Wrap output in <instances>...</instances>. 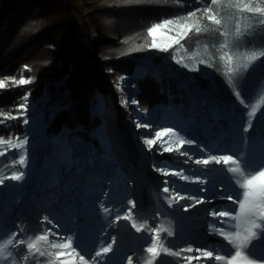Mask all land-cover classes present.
Here are the masks:
<instances>
[{"label":"trees","instance_id":"obj_1","mask_svg":"<svg viewBox=\"0 0 264 264\" xmlns=\"http://www.w3.org/2000/svg\"><path fill=\"white\" fill-rule=\"evenodd\" d=\"M245 4L264 7V0H218L215 5L210 0H130L128 3L121 0H0V80L5 81V87L0 88V178L23 171L14 145L27 137L28 128L40 131L39 126L34 128L31 122L23 124L31 114L19 105L24 103L25 95L31 96L27 105L37 103L44 96L49 80L53 81L50 90H56L59 84L58 97L62 104L58 108V102L55 103L45 126L48 149L42 146L31 149L34 156L54 161L53 139L66 140L71 156L59 164L55 178L46 176L35 186L26 181L23 191L13 197L5 190L11 179H5L0 184L3 209L0 222L14 231L15 228L31 231L23 206L31 193L39 203L44 195L51 205L55 198L57 205L53 207L57 210L63 202L72 203L82 224L84 218L80 209L87 206L86 196L91 195L96 205H100L96 191L112 193L113 181L118 185L122 183L121 176L114 173L91 184L89 174L95 169L94 165H98L99 158L109 154L107 145L100 141L105 123L100 108L104 103L114 104L117 98L113 96L112 87L123 80L133 81L137 87L135 115L149 119L155 114L159 116L161 109L170 117L173 113L179 115L172 119L184 125L182 139L186 144L187 141L210 142L201 132L199 117L190 110L191 96L204 101L193 91L194 86L208 91L210 103L218 102L223 106L239 105L236 93L240 92L248 112L252 113L249 117L252 130L249 128L248 133L252 138L264 139L260 118L264 112V55H261L264 53V17L241 12ZM208 7L221 21L219 25L208 20V14L203 11ZM193 11L196 15L189 16ZM167 19L175 21L165 29L169 35L177 36L186 24L191 26V31L178 36L179 43L157 55L151 51L152 37L148 29ZM253 55L257 58L252 59ZM149 58L158 65L169 59L177 76L157 73L148 66ZM22 77L30 78L32 83L22 86L13 83ZM181 81H187L188 94ZM204 106L202 103L201 115L207 117ZM128 156L135 161L131 153L124 158L127 163H132ZM134 165L139 168L140 163L135 161ZM112 166L117 165H111L107 174L111 173ZM202 173L189 172V180L183 181L194 186L193 181ZM138 182L143 186L141 176ZM173 189L185 197L192 192L181 183ZM178 231L184 232L183 228Z\"/></svg>","mask_w":264,"mask_h":264},{"label":"rangeland","instance_id":"obj_2","mask_svg":"<svg viewBox=\"0 0 264 264\" xmlns=\"http://www.w3.org/2000/svg\"><path fill=\"white\" fill-rule=\"evenodd\" d=\"M158 40L162 43L166 42L160 37H158ZM151 51L157 55L163 53V50L155 48H152ZM146 61L148 66L157 65V68H154L157 73L163 72L165 75L174 78L177 76L169 59H165L160 65L156 64L150 58ZM52 83V80L47 82L45 94L37 103H28L30 105H28L26 111L28 114H31V117H29L28 120L34 128L39 126L40 132L37 133L34 129L28 128L29 133L26 137L28 143L25 144L23 148L18 146L15 148L19 158L21 155L25 156V166H22L25 175L21 181L11 180L5 185V190L9 193L10 197L22 192L23 183L26 181L32 182L33 186H35L39 183L41 178H45L46 176L55 178L58 175L57 167L59 164H62L66 159L71 158L66 140L53 139L55 143L54 153L56 157L54 161L48 160L42 156L40 157L37 154L34 156V151L31 149L35 146H42L43 149H48L45 126L50 116V111L53 106H55V103L58 102V105L56 106L58 108L62 104L61 99L58 97L60 86L57 84L56 86L58 87L56 90H50L49 86ZM180 84L186 89V93L188 94L190 88L188 87L187 81H181ZM198 89V87L194 86L193 91L197 92ZM112 91L113 96H116L117 98L114 104L107 106V103H104V106L100 108L105 117L103 129L104 135L100 141L107 145L109 154L106 157H100L98 165H94L96 166L95 169L89 174L91 184H96L94 180L102 178V176H109L114 173H118L121 176L122 183L120 185H118L116 180L113 181L114 185L112 186V193H106L105 190L101 192L96 191L99 200H101L100 205H103V207L109 209V211H103L100 205H96V202L91 195L86 196L85 200L87 206L85 207H90L92 210H86L85 207H82L80 212L83 215L84 222L79 224L72 234H68L67 224L75 222L79 217V213L75 211L76 209L72 203L67 205L63 202L59 206V211L54 209L50 204L52 211L54 212L49 209L44 212L42 210L43 206L41 205H49V200L46 195H44L42 203H39L34 198V195L30 193L27 195V199L23 203V206L26 208V213L31 222V231L28 228H24L26 229L24 235L33 237L38 234L41 227L42 217L47 215L50 218H53L54 224L58 223L60 225L59 232L63 234L65 239L67 236H72L73 243L78 248L77 251L80 250L87 255H91L96 247L101 244H108L111 241V238L115 237L112 251L108 254L107 259L103 261V264H124L127 256H132L133 264H149L146 257L150 254L145 253V249L151 243V237L146 234V231L139 233L136 232L135 229L131 227L130 221L126 219H121L119 223L112 222L114 217L125 213V209L129 207L127 202L132 200L135 202V207L132 209V215L138 226L140 224H145V229L147 230V228L150 227L163 225V228L174 232V236L169 237L165 241L166 246H169L173 250L188 246L185 234L178 231L179 228L185 230L181 224V222L185 220V222L188 223V227L194 230V233L199 234L202 239H205L204 243L207 242L209 244L205 248L209 250L215 248L216 251H218V253L215 251L217 254L223 255L224 261L235 259L236 255L242 254L244 264H264V260H260L251 255L245 245H242L241 248L229 247L222 238L227 236L226 228L228 227L234 229L233 234L235 237L237 233L241 232V228L237 227V225L241 224V219H238V217H241L239 204L242 180L239 179L238 175L234 176L227 169L221 168L223 166L228 168L232 165H224L223 163H210L208 165L195 164L194 160L196 158H207L209 157L208 153L212 156L216 155V152H213L211 148L208 151L204 149V147L208 145L207 142L196 143L194 145L185 143L181 151L187 149L188 154L180 155L175 149L177 147V142L182 139L184 125L178 119H172L174 117L178 118L179 115L173 113L170 117L169 113H165L164 109H161L158 114L159 116L155 114L149 119H139L134 112L136 103H133V100H135L134 95L136 94L137 87L134 85L133 81L123 80L120 84L113 85ZM28 99H31L30 95L28 96ZM194 103L195 102L190 103V110H196L193 108L195 107ZM223 107L229 108L228 113H235L236 116H238L240 126L247 128V131H245L247 133L251 127H248L245 123V118L250 117L247 116L249 112L245 100L244 104L239 102V105L237 106L224 105ZM260 118L262 120L261 128H264V112L261 113ZM137 123L141 125L148 123L150 127H137ZM168 127L173 128L178 135H170L168 137H163L162 139L165 142V146H171L174 150L171 153L164 152L163 154H158L157 148L161 144L160 140L157 141L156 145L151 146V150H148L149 146L146 145L144 141L146 139H155V131ZM210 128L211 124L208 122H203L200 126L201 132L204 129L209 132ZM248 135L249 139H252L257 145L264 147V141H260L261 139L259 140V138H251L250 134ZM243 136L244 133H241L242 143H244ZM104 138H107L108 141L104 140ZM201 148L203 150H200ZM252 149V146L249 147V152H251ZM131 153L135 155L134 160L140 163L141 169H139L140 166L139 168L135 167V161H131V157L128 156L127 159L132 163H127L125 161L124 158ZM190 156L191 159L189 158ZM241 160L242 171L245 168L254 174L256 170H264L263 163L255 160L253 161L248 154L242 157ZM114 164L117 166H115V168L112 166L111 173L107 174V170ZM154 166L155 168L163 167L169 171H180L186 176L189 172L202 171L203 173L201 177L197 180L204 181V183L196 182L193 186L192 184L184 182L179 176H165L161 174L154 170ZM226 171L229 176L224 175ZM245 174L247 175L248 172ZM139 176L143 178V186L138 182ZM192 176L195 178L197 177V175ZM165 181H167V185L164 184ZM179 183L189 186L192 191L189 196L193 199L181 200L177 198L169 206L167 201L162 199V196L168 194H162L161 189L164 186H167L171 193L174 190L173 186ZM91 193L92 192H90V194ZM225 201H228V203L222 205ZM52 202V205H57L55 198H53ZM1 208L2 206H0V210ZM92 211L94 212L93 214ZM157 213H159L158 217ZM221 215H223L225 219L222 220L221 218H218V216ZM227 217L232 219L231 224L224 223ZM251 219L260 226L261 222L264 223V218L259 216H253ZM1 225L3 227L0 228V243H3L9 238V234L14 230L3 223ZM221 225H224L225 227L221 228ZM16 229L17 228H15V230ZM1 230L3 232H1ZM253 231L259 233V229H253ZM30 232L34 233L30 234ZM206 232H209V234H206ZM262 232L260 235H262ZM128 233H130V236L134 239H142V243L146 244L140 254L129 249L128 244L123 241L125 235ZM203 234H212L213 236L205 238ZM162 235H165V233H162ZM217 237L221 241L218 240ZM49 239L52 240L53 237L50 236ZM254 239L259 243H264V239ZM38 246L46 247V250L52 254L50 260H48L47 257H29L27 260H22L20 249H22L23 246H20V249H17V251L13 253L16 264H37V259L40 264H61V258L56 257L55 249L44 245V242H40ZM198 247L202 248V246ZM6 258L12 259L11 257ZM69 259L74 260L75 264H79V258L74 254ZM152 264H180V262L177 257L162 253L158 258V261H153ZM195 264H207V262L204 259H201L196 261Z\"/></svg>","mask_w":264,"mask_h":264},{"label":"snow or ice","instance_id":"obj_3","mask_svg":"<svg viewBox=\"0 0 264 264\" xmlns=\"http://www.w3.org/2000/svg\"><path fill=\"white\" fill-rule=\"evenodd\" d=\"M212 5H215L218 3V0H210ZM205 13L208 14L207 18L208 20L212 21L213 23L219 25L221 21L217 19L216 14L213 12V9L211 7L203 9ZM241 12H247L252 14H258L261 17H264V7H251L248 4H245L243 8L240 9ZM196 12L193 11L189 14V16H195ZM175 21L171 19L164 20L163 23H156L152 27L148 29V35L152 37V43L150 47L155 49H160L163 51H166L168 48H170L174 43H179L178 36H183L188 31H191V26L184 25L183 30L177 34V36L169 35L168 32L165 31V29H168V27L172 24H174ZM196 31H199V28L196 29ZM237 32L239 33V28H237ZM158 37L163 38L166 42H160L158 40ZM261 55H264L262 53ZM257 57L255 55L252 56V59H256ZM227 59L229 62L231 61V56L228 55ZM13 83L16 85H28L32 83V80L30 78H21L19 80H13ZM5 87V81L0 80V88ZM237 98L239 99V102L241 104H244V100L240 99L241 93H236ZM27 99L28 96L25 95L24 97V103L19 105L20 109H27ZM133 103H136L135 100H133ZM246 107V106H245ZM23 114V113H21ZM252 113H248L247 116H251ZM29 123L28 119L25 118L23 120V124L27 125ZM245 123L248 127H251V122L249 119L245 120ZM137 127H144L149 128L150 125L148 123L139 124L137 123ZM243 131H247V128H244ZM170 135H178L176 131H174L173 128H163L162 130H157L154 132L155 139H146L144 143L149 146L148 150H151V146L156 145L157 141L160 140L161 144L157 148L158 154H163L164 152L171 153L174 149L171 146H165V142L163 141V137H168ZM28 143L27 138L19 144L14 145V147L18 146L20 148H23L25 144ZM186 141L181 139L177 142L176 151L179 152L180 155H187L188 150L183 149V146L185 145ZM189 145H194L195 141H187ZM200 150H203L202 148ZM2 155V153H0ZM191 159V156L189 157ZM18 163L21 166H25V156L21 155L19 158ZM194 163L197 165H208L210 163H216L224 165H232L231 167H228L227 170L232 173H237L238 177L242 179L241 184V198H240V204L239 209L241 213V221L244 218H251L253 216H259L261 218H264V171L262 170H256L253 174L251 171L247 169L241 168L242 160L239 158H234L233 155H220V156H210L207 158H196L194 160ZM154 170L160 172L161 174L168 176V175H176L179 176L183 180H189V177L184 175L183 172L180 171H169L165 168H155ZM248 172L246 175L245 173ZM25 173L24 171L16 172L11 175V177H5L0 178V184L4 183L5 179H11L15 181H21L24 177ZM193 182L197 183H204V181L200 180H194ZM165 185H167V181L164 182ZM243 185V186H242ZM162 194H168L166 196H162V199L166 200L169 206L172 204L174 200L177 198L183 200V199H189L192 200L193 198L191 196H182L178 192H175L174 190L170 193L169 187L164 186L161 189ZM245 193H247V197L245 198ZM129 207L125 209V213L123 215H118L114 217L113 223H119L121 219H126L130 221V225L133 229H135L136 232H142L146 231V234H148L151 237V243L146 247L145 253L150 254L146 257V259L149 261V264H152L153 261H158V258L161 256V254H167L169 256L177 257L179 259L180 264H195L196 261H199L201 259H204L207 264H216L219 260L223 259V255L216 254L214 255L215 249H202L199 247H193V246H184L178 249L173 250L169 246H166L165 241L169 237L174 236V232L170 231L168 229L163 228V225L154 226L145 229V224L137 225L136 221L133 219L132 215V209L135 207V202L132 200H129L127 202ZM243 205V207H241ZM103 211H109V209H106L103 207V205H100ZM187 210V209H185ZM159 216V213H157V217ZM51 226V227H48ZM237 227H240V225H237ZM60 225L58 223L53 222V218H50L47 215H44L42 217L41 227L38 232V234L34 235L33 237H28L24 235L26 229L24 228H17L15 231L9 234V238L4 241L3 243H0V264H16L15 257L13 256V253L17 251V249H20V246H23L22 249H20V255L22 260H27L29 257L32 258H39V257H47L48 260L51 259V253L46 250V247L38 246L40 242H44V245L50 246L53 249H56L55 255L57 258H61V264H75L74 260L69 259L73 256V254L79 258V264H103V261L107 259L108 254L112 251V245L115 243V237L111 238V241L108 244H101L91 255H87L82 253L80 250L77 251V247L73 246V237L72 236H63L62 233L59 232ZM162 233H165V235H162ZM53 237L52 240L49 239V237ZM16 237H20L17 239ZM221 237V236H220ZM224 242L227 243L229 246H233L238 241V237L235 238H229L227 236L222 237ZM60 241V242H57ZM10 246V248H9ZM6 257H11L12 259H7ZM37 264H40L39 260L37 259ZM124 264H133V258L132 256H127ZM224 264H244L242 254L236 255L235 259H231L228 261H224Z\"/></svg>","mask_w":264,"mask_h":264},{"label":"bare ground","instance_id":"obj_4","mask_svg":"<svg viewBox=\"0 0 264 264\" xmlns=\"http://www.w3.org/2000/svg\"><path fill=\"white\" fill-rule=\"evenodd\" d=\"M240 133V132H239ZM238 133V134H239ZM237 134V135H238ZM226 144V143H225ZM242 145H243V143H242V141H240L239 143H237L236 144V147H242ZM239 159H241L240 157H238ZM242 168V167H241ZM232 175H238L237 173H232V172H230ZM239 179H241L240 177H239ZM242 180V179H241ZM226 203H228V201H225V202H223V204L222 205H225ZM225 217L223 216L222 217V219H224ZM231 222H232V219L229 217H227L226 218V220H225V222L224 223H226V224H231ZM227 229V231H226V234H227V237H232V238H235V236H234V229L233 228H231V227H228V228H226ZM206 233H208V232H206ZM140 241H142V239H139L138 240V242H140ZM207 245H209L207 242L206 243H204V245L202 246V248H205ZM242 245H245V243L244 242H241V241H237L236 242V244L235 245H233V246H229V247H239V248H241V246ZM247 249H248V251H249V253L251 254V255H253L255 258H258V259H262V260H264V243H259V242H257V241H255V239L254 238H252L250 241H248L247 242V246H245ZM213 249H215V248H213ZM216 250V249H215ZM217 253H218V251H216ZM216 252H214V253H216ZM215 255V254H214ZM217 264H224V257H223V259L222 260H219L218 262H217Z\"/></svg>","mask_w":264,"mask_h":264},{"label":"clouds","instance_id":"obj_5","mask_svg":"<svg viewBox=\"0 0 264 264\" xmlns=\"http://www.w3.org/2000/svg\"><path fill=\"white\" fill-rule=\"evenodd\" d=\"M121 2L128 3L130 2V0H121ZM246 197H247V193H245V198ZM241 207H243V205H241ZM238 219H241V217H238ZM240 228H241V232L237 233L236 237H238L239 241L244 242L245 246H247V242L250 241L252 238H258V233L254 232L253 229L260 228V225L256 224L255 221L252 220L251 218H247V217L244 218L241 221ZM229 238L231 239L232 237Z\"/></svg>","mask_w":264,"mask_h":264}]
</instances>
